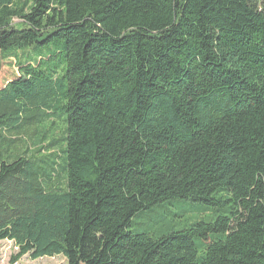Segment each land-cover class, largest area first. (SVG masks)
Returning <instances> with one entry per match:
<instances>
[{"label":"trees","instance_id":"1","mask_svg":"<svg viewBox=\"0 0 264 264\" xmlns=\"http://www.w3.org/2000/svg\"><path fill=\"white\" fill-rule=\"evenodd\" d=\"M1 241L264 264V0H0Z\"/></svg>","mask_w":264,"mask_h":264},{"label":"rangeland","instance_id":"2","mask_svg":"<svg viewBox=\"0 0 264 264\" xmlns=\"http://www.w3.org/2000/svg\"><path fill=\"white\" fill-rule=\"evenodd\" d=\"M175 208L177 211V208L184 207L187 210V212L184 213L182 218H180V223H178V226H181L184 224L187 220L192 219V217H196L198 213L196 212L195 208L197 207V204L188 202V201H175L172 204H166L163 208H152V211H145L143 213H140L136 215L133 219V222L141 223L140 226L137 225L136 227L140 229L144 228L145 226H148L151 224L152 220L157 217V215L163 214V212L167 209ZM137 230V229H136ZM16 249L13 247L12 242L9 241H1L0 242V264H8L10 257L15 253ZM15 264H66L65 259L62 256H56L51 258H40L37 260H31L28 256H23L18 262Z\"/></svg>","mask_w":264,"mask_h":264}]
</instances>
